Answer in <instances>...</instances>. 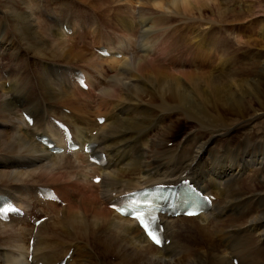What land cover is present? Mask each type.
<instances>
[{
  "label": "bare ground",
  "instance_id": "1",
  "mask_svg": "<svg viewBox=\"0 0 264 264\" xmlns=\"http://www.w3.org/2000/svg\"><path fill=\"white\" fill-rule=\"evenodd\" d=\"M232 1L74 0L73 7L51 0L57 6L52 10L47 0H0V57L2 64L10 63L0 75V201L10 196L23 208L21 197L29 192L24 176L39 172L65 202L61 207L39 199V184L31 186L30 204H42L48 218L34 230L27 220L34 208L26 206L22 218L0 221V241L2 229L12 227L6 236L11 250L0 248V264H19L20 249L29 264L30 237L35 264H108L112 258L117 264H234V258L237 264H259L264 257L257 247L264 243V133L256 134L254 125L264 119V55L251 53L247 64L234 51L237 43L250 51L264 50V30L253 36L264 28V19H251L253 33L247 26L239 29ZM259 1L263 6L264 0ZM147 6L151 13L145 15ZM222 24L226 27L220 33L210 32ZM21 52L35 68L39 86L22 78L13 84L11 69L22 65L16 56ZM74 61L96 71L83 72L87 89L74 81L75 66L56 65ZM103 63L115 77L106 74ZM217 66L223 69L215 71ZM101 77L110 80L108 86ZM33 88L36 92L29 93ZM17 111L30 114L32 125L19 119ZM53 114L68 124L76 151H69L50 120L57 118ZM99 117H104L101 124ZM43 124L49 128L45 136L58 145L53 149L38 139ZM183 126L177 149L169 148ZM86 144H91L89 153ZM93 154H101L106 164L90 163ZM73 155L82 165L67 161ZM23 167L32 168L26 173L20 171ZM96 176L101 177L98 184L93 183ZM185 181L214 199L195 217L162 215L170 242L161 248L133 219L109 208L126 191ZM246 206L256 211L247 218L239 213ZM47 227H53L52 234L45 232Z\"/></svg>",
  "mask_w": 264,
  "mask_h": 264
},
{
  "label": "rangeland",
  "instance_id": "2",
  "mask_svg": "<svg viewBox=\"0 0 264 264\" xmlns=\"http://www.w3.org/2000/svg\"><path fill=\"white\" fill-rule=\"evenodd\" d=\"M46 1V0H45ZM47 1H51V0H47ZM64 1H68L69 3H71V5L74 7V4H73V2H74V0H64ZM90 1H93V0H90ZM116 2L118 3V0H116ZM233 2V4L231 5V6H236L237 7V11L239 12V15L236 17V19L234 20V21H236V25H237V27L240 29V27H242V26H247L248 28H250V32H252L253 33V30H254V28L256 27V24H255V22L253 21V20H251L252 18H255L257 15H259V17H257V19L259 20V21H262L263 19H264V8H263V6L261 5L262 3H260V1L259 0H244V1H240V0H233L232 1ZM78 4V3H77ZM81 4H83V3H81ZM81 4H79L78 5V7H80V6H86V7H88V5H85V4H83V5H81ZM241 4H242V6H243V8H242V6H241ZM65 5V3L63 4V6ZM67 5V4H66ZM65 5V6H66ZM130 4L128 3V2H126V6H129ZM52 6V7H51ZM59 6H60V4H59ZM125 5H124V7H126ZM241 8H240V7ZM50 7L51 8H53L52 10H54V9H56L57 8V6L56 5H53L52 4V2H50ZM67 7H69L70 8V6H68L67 5ZM139 6H137V8H138ZM128 8V7H127ZM247 8V9H246ZM48 9V8H47ZM47 9H45V10H47ZM72 8L70 9V14L72 13ZM147 11V12H146ZM48 12H51V13H53V14H57V13H55V11H48ZM147 14H146V13ZM160 12H162V11H160ZM76 13H78V11L76 10ZM149 13H151L150 11H149V6H147V7H145L144 8V14L145 15H148ZM41 17L40 18H42V19H46L45 17H43V14L42 13H40L39 14ZM92 16H90L89 17V19L91 18ZM250 17V18H249ZM261 17V18H260ZM148 18H150V16L148 17ZM263 18V19H262ZM250 21H249V20ZM92 20V19H91ZM90 20V21H91ZM246 21H248V22H246ZM92 22V21H91ZM253 22H254V24H253ZM262 23L264 24V21H262ZM139 25V24H138ZM221 27H226V24H222L221 26H219V28H217L216 30H213V31H210V32H215V31H217V32H219L220 33V29H221ZM262 27V26H261ZM260 27V29L257 31V29L255 30L256 32H254V34H253V36H256V37H258V36H260L261 35V33H262V31L264 30V28H261ZM9 30H10V28H9ZM206 30H208L207 28H206ZM111 31V30H110ZM259 31H260V33H259ZM80 33H82V32H80ZM236 35H237V33H236ZM238 36V35H237ZM126 42V41H125ZM105 44H107V43H105ZM137 44H138V42H137ZM109 47H111V48H113L112 46H110V45H108ZM253 50V51H252ZM251 51L249 50V49H247L246 48V46L244 45V44H242V43H237V46L235 47V51H234V53H237V55H238V57H240V58H242V59H245V60H247V64H249V62H251V59H252V57H251V53H255V56L256 57H260L258 54H260V53H262L261 55H264V50H261V51H256V50H254V49H252ZM137 51H138V47H137ZM250 51V52H249ZM257 52V53H256ZM9 54H7V56H8ZM16 56L17 57H20L19 58V60H21V63H22V65L21 64H19V65H17L14 69L12 68L11 69V71L13 70V71H15V74L13 75V84L15 85V83L17 82V80L18 79H24V81H26L29 85H32L33 84V82L32 81H34V80H36L37 81V86H39V81L37 80V78L35 77L36 76V73L33 71L35 68H33L32 67V65H30V61L27 63V59L28 58H26V57H23L24 56V53L23 52H21L20 54H16ZM250 56V57H249ZM0 59H1V57H0ZM56 62H60V61H56ZM56 62H55V64H56ZM3 63V61H2V59L0 60V75L1 76H3L4 75V73H3V71H2V69L3 68H9L8 67V64L10 65V63L9 62H5L4 64H2ZM29 64V65H28ZM2 65V66H1ZM57 66H63V67H68V66H75L76 67V69L77 70H83V71H85V70H88L89 69V71L92 73H94L95 75H97L96 74V71H91L92 69H90V68H88L87 69V67H86V64L84 63V62H77V61H74L73 63L72 62H70V63H57L56 64ZM67 65V66H66ZM108 64L107 63H103L102 64V67L105 69V72H106V74L107 75H109V77L112 79V77H115V71L111 68V66H107ZM26 67V68H25ZM74 67V68H75ZM238 68V67H237ZM236 68V69H237ZM218 69V70H217ZM223 68L221 67V66H217V68H216V70L215 71H220V70H222ZM62 68H59L58 69V73L59 74H63L62 73ZM2 71V72H1ZM119 71V70H118ZM232 74H234V73H232ZM237 76V75H236ZM34 78V79H33ZM101 83L103 82L104 83V86H108V84L110 83V80L109 79H104L103 80V77H101ZM109 80V81H108ZM6 84V86L9 88L10 86H8V83H5ZM31 92H36V89L35 88H33V89H31L30 91H29V93H31ZM9 99H11V97H9ZM62 107H59V106H56V111L57 112H59V113H65L64 112V109L62 108ZM57 109H59V110H57ZM19 112V113H18ZM17 114H18V116H19V119L21 118V120H22V115H21V112L20 111H17ZM66 114V113H65ZM68 114V113H67ZM53 115H55L57 118H60V116L59 115H57V114H53ZM47 117L48 116H46V119H47ZM51 117V116H50ZM53 117V116H52ZM46 119H45V121H46ZM15 120L16 121H14L15 122V124L16 123H18V118L17 117H15ZM44 121V124L46 123ZM43 124V125H44ZM47 127V129H45ZM44 129H42L41 131H40V134H44V135H47V134H49V128H48V126H46V125H44V127H43ZM185 128H187V126H183L181 129H179V130H177L176 131V136H175V138L173 139V141L172 142H169L167 145H168V147L169 148H171V146L173 147V148H175V149H177V147H175L180 141H181V139H182V134H183V130H185ZM254 128L256 129V134H259L260 136L264 133V119H263V121H260L259 123H257L256 125H254ZM2 129V128H1ZM90 131V134H92L93 136L95 135V133H94V131H92L91 132V130H89ZM88 131V132H89ZM186 131V130H185ZM179 135V137H178V140H176V137ZM175 141V142H174ZM181 146H182V144L181 145H179V147H178V149L180 150L181 149ZM174 149V150H175ZM214 150V149H213ZM75 159H76V161H75ZM72 161V162H77L78 164L80 163V165H82V163L76 158V156H72V157H69V158H67V161ZM66 161V160H65ZM134 161V158H133V160H132V162ZM39 164H37L36 166H34V168L35 167H37ZM30 169L32 168V167H29ZM29 168L28 167H23V168H19V169H21L20 171H22V172H29ZM41 168V167H40ZM27 169H28V171H27ZM37 174H39V172H36L34 175L33 174H31V175H26V176H24L25 178H24V180H27V181H25V182H29L28 184L26 183V185L28 186L27 188H29L28 189V196L26 195L25 197H21L20 195H19V193H16L15 192V195L17 194V196L19 195V197H21V204H23L22 205V207L24 206V207H28V209L29 208H31V207H33L34 208V212L33 213H31L29 216H28V223H29V225H32V219L33 218H39V217H43V216H47V215H45L44 213V208H43V210H42V207H43V205L42 204H36L35 205V207L33 206V204H30V199H31V197L33 196V191H32V189H31V186H33L34 187V184L36 185V184H39V185H46V186H51V187H53L55 184L54 183H52V182H50L49 180L50 179H48L47 180V175L45 174H39V176H40V178H38L37 176ZM43 176V177H42ZM45 177V178H44ZM89 177V176H88ZM37 178V179H36ZM64 179H66V178H64ZM33 182V183H32ZM67 182H65V183H63V186L66 184ZM88 184H90V182H89V180H88V182H87ZM205 183H206V181H205ZM204 183V184H205ZM53 185V186H52ZM32 187V188H33ZM81 189V188H80ZM86 188H84V189H81L83 192H84V190H85ZM80 191V190H79ZM29 195H30V197H29ZM27 198V199H26ZM33 198V197H32ZM77 198L79 199V200H81L83 197H82V195H78L77 196ZM15 201V200H14ZM23 201V202H22ZM33 201V200H32ZM25 202V203H24ZM34 202V201H33ZM16 203V202H15ZM26 204V205H25ZM16 206L20 209V210H22V212H23V209L19 206V205H17V203H16ZM61 206H64V205H61ZM23 207V208H24ZM246 207H247V209H246ZM246 207H244L243 208V210L240 212L239 211V213L240 214H242V215H244L245 214V217L247 218V217H249V215L248 214H251V215H253L256 211H253L254 209L253 208H251V207H248V206H246ZM25 209V208H24ZM250 209V210H249ZM26 210V209H25ZM59 216H60V213H59ZM62 217V216H61ZM51 218V217H50ZM62 219H63V217H62ZM61 219V220H62ZM47 220V219H46ZM50 221H52V219H50L46 224H48L49 223V225H50ZM102 221L103 220H101L100 221V224H102ZM212 221V220H211ZM214 222V221H213ZM7 225H9V224H7ZM20 226H23L22 224H15V227H20ZM3 227H5V226H3ZM52 229H53V227H47L46 228V230H45V232H47L48 234H52ZM3 231H4V234H5V236H4V239L3 240H1L0 241V248H3L4 250H7V251H9V250H11L10 249V247H9V245L10 244H8L7 242H6V236H8L9 234H10V231L12 230V227H5V228H3L2 229ZM247 235V233H243V236H246ZM115 236H117V235H115ZM189 237H190V235H189ZM188 238V237H187ZM186 238V240H187V242L190 244V243H192V244H194V240L192 239V237L191 238H188L187 239ZM216 238V243H218L217 245H218V247H221V250L222 249H224V244H219V242H218V240L219 239H217V237H215ZM119 238H117V240H118ZM119 240H121V239H119ZM257 247H259L260 249H258L259 251L260 250H263L264 251V243H260V244H258L257 245ZM24 251V252H23ZM223 251V250H222ZM19 252V253H18ZM17 253H16V256L19 258V264H26L25 263V257H24V254H25V249H20V251H18ZM260 253H261V255H263L262 254V251H260ZM21 255V256H20ZM195 258H197V257H194L193 259H195ZM89 259V262H92L93 263V258H88ZM263 259V260H262ZM231 260V259H230ZM261 260H262V263H260L261 262ZM231 262H233L232 260H231ZM118 262H117V259L116 258H112V260L110 259V261H109V263L108 264H117ZM259 264H264V257H262L261 256V259H260V261L258 262ZM6 264V263H5ZM8 264V263H7ZM37 264H44L43 263V261H39Z\"/></svg>",
  "mask_w": 264,
  "mask_h": 264
},
{
  "label": "snow or ice",
  "instance_id": "3",
  "mask_svg": "<svg viewBox=\"0 0 264 264\" xmlns=\"http://www.w3.org/2000/svg\"><path fill=\"white\" fill-rule=\"evenodd\" d=\"M100 122L103 123L104 121L101 120ZM85 151H89V149L86 147V148H85ZM185 214H187V215H193L194 213L191 212V211H189V212H186ZM144 227L147 228V224H145ZM157 231H160V230L157 229ZM147 234L149 235V237H150L151 239H153V241H154L158 246H162V245H163L164 241H163V239H162V232H161V237H160V238H158L157 236H154V235L152 234V232H148Z\"/></svg>",
  "mask_w": 264,
  "mask_h": 264
}]
</instances>
